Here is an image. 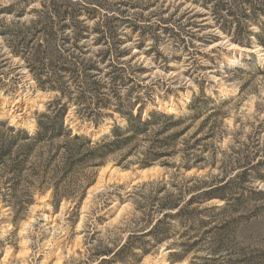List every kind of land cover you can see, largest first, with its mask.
I'll return each mask as SVG.
<instances>
[{
    "label": "rangeland",
    "instance_id": "374dc122",
    "mask_svg": "<svg viewBox=\"0 0 264 264\" xmlns=\"http://www.w3.org/2000/svg\"><path fill=\"white\" fill-rule=\"evenodd\" d=\"M101 1L109 16L129 22L117 32L127 54L120 63L133 79L121 95L137 91L143 118L156 112L183 121L165 132L161 120L121 148L94 145L127 122L114 114L96 128L69 104L71 135L35 138L37 124L48 122L43 115L53 117L64 101L57 105L20 58L0 49V264H264V0L235 1L242 43L234 41L236 24L224 31L211 5ZM39 3L17 18L22 0H0V31L23 30ZM10 6L14 14L3 11ZM161 20L179 36L156 28ZM96 38L77 44L82 60L99 61ZM226 183L225 207L202 202ZM162 187L180 206L195 198L192 226L162 218L152 202L165 196L156 195ZM147 214L161 222L143 238ZM125 243L149 252L112 262L107 253Z\"/></svg>",
    "mask_w": 264,
    "mask_h": 264
},
{
    "label": "trees",
    "instance_id": "16d2710c",
    "mask_svg": "<svg viewBox=\"0 0 264 264\" xmlns=\"http://www.w3.org/2000/svg\"><path fill=\"white\" fill-rule=\"evenodd\" d=\"M31 1L34 0H22L23 6L17 11V18L25 15V7ZM193 1L200 3L205 8L211 5L214 19L220 27H223L224 31H231L233 25L236 24L235 28L237 29L234 30L238 31L235 33L234 41L242 43L241 33L243 30L239 28L240 24L237 20L236 0ZM39 5L41 6L39 10H32L35 18L30 20L28 26L23 30L14 31L5 26L0 31V36L5 43L0 46V49L6 46L11 58H20L32 74L38 87L42 91L54 95V102L57 105L64 101V104L53 113V117L43 115V118L48 122L40 121L37 124L38 134L35 135V138L41 139L46 136L57 138L64 134L70 136V130H66L67 127L64 125V116L69 104L76 107L81 119L93 124L96 128L105 117H113L114 114L119 115L127 122L125 127L115 125L110 134L101 142L89 141L94 145H116V148H121L134 137L144 134L151 127L160 125L161 120L167 123V126L162 127L165 132L183 121L182 118L156 112H151L147 118H143V104L136 107L140 101V96L134 97L137 91L131 88L125 95H121V91L133 83V79L120 63V59L126 57L127 54L120 49L122 40L117 34L122 24H129L128 20L109 16L111 10L101 0H88V2L76 4L66 0H40ZM3 11L14 14L15 6L7 7ZM88 22L94 23L92 28L88 26ZM167 23L168 20H161L156 28L170 36H179V32L175 28L168 29L166 27ZM135 28L133 27V30ZM92 34L97 36L94 41L95 46H99L101 49L95 56V58H99L97 62L82 60L79 57L82 47H78L77 44ZM180 41L184 43L182 40ZM65 45H69L68 48H65ZM101 65H105L104 67L109 71L104 76H100ZM108 77L109 79L104 81ZM175 119L178 120L172 122ZM129 133L132 135L124 137ZM22 135H25V139L29 138L25 132ZM177 135L180 134H175L172 138H176ZM75 137L73 136V138ZM228 186L226 183L205 192L202 202L218 199L225 203L223 206L225 207L228 201L225 189ZM163 192L164 197L159 199L154 197L152 201L154 206H158V212L161 213L162 218L165 220L183 219L182 223L192 226L196 209L190 208V206L194 204L195 198L190 197L185 206H180V197L167 193L164 187L160 188L156 195ZM164 210L175 211V213H165ZM153 219L149 214L145 215L143 221L149 224L151 230L148 232L144 230L141 237H149L157 229L161 220L159 219L153 224ZM134 249L140 250L143 254L149 252L145 247L133 248L125 243L116 253L110 251L107 255H112L113 262L123 252H126L127 255Z\"/></svg>",
    "mask_w": 264,
    "mask_h": 264
}]
</instances>
